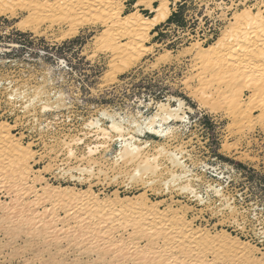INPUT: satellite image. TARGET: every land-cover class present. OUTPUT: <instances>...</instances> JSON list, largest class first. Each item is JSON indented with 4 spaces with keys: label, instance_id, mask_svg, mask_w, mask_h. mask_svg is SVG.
Wrapping results in <instances>:
<instances>
[{
    "label": "rangeland",
    "instance_id": "rangeland-1",
    "mask_svg": "<svg viewBox=\"0 0 264 264\" xmlns=\"http://www.w3.org/2000/svg\"><path fill=\"white\" fill-rule=\"evenodd\" d=\"M69 1L15 0L18 7L11 5L9 12V4L0 0V137L5 142L0 143V264H161L118 257L106 242L93 238L114 224L110 234L132 241L133 250H161L150 247L145 232L133 227V222L142 221V207L150 204L167 213L164 223L181 216L191 230L210 235L209 242L207 237L205 243L200 240L209 261L264 264V91L243 86L250 78L244 80L242 74L241 80L234 74L227 79L228 64L238 53L223 54L224 42L217 45L225 31L237 33L235 17L243 9L256 13L261 8L264 17V0H167L168 16L137 33L122 23L123 18L134 13L151 17L144 7L148 0H80L82 14L80 2ZM73 2L80 12L73 6L78 15L68 17L66 9ZM30 4L32 9H27ZM209 46L211 54L200 52ZM218 71L229 85L234 79L241 88L237 105L225 101L233 87L216 82ZM160 104L178 108L182 120L163 121ZM112 122L121 133L111 129ZM12 140L30 153L25 184L13 167L17 159ZM125 143L155 158L154 175L139 171V161L123 163ZM9 161L12 167L4 168ZM46 186L53 189L48 193L52 199ZM58 187L68 192H56ZM69 198L82 204L81 211L83 204H94L95 212H76ZM20 209H26L25 214ZM15 210L23 215L9 214ZM69 211L79 219L71 218ZM99 211L110 216L115 212L111 217H119L125 228L113 223L114 218L111 224L112 219ZM97 212L106 220L101 216L98 221ZM51 215L58 220L50 221ZM21 216H40L47 222L39 226ZM101 218L109 225L101 224ZM88 221L92 229L82 235ZM148 224L147 229L153 225ZM50 229L59 230L49 237ZM208 247L221 248L215 255L231 258L220 259ZM102 249L110 253L102 255ZM176 249L164 254L180 260L186 253Z\"/></svg>",
    "mask_w": 264,
    "mask_h": 264
},
{
    "label": "bare ground",
    "instance_id": "bare-ground-1",
    "mask_svg": "<svg viewBox=\"0 0 264 264\" xmlns=\"http://www.w3.org/2000/svg\"><path fill=\"white\" fill-rule=\"evenodd\" d=\"M17 1V0H16ZM37 1H40V0H37ZM44 1V0H43ZM43 1L41 0V2L43 3ZM47 0H45V2H46ZM59 1V0H58ZM69 1V0H68ZM71 2H72V0H70ZM69 1V2H70ZM85 0H83V2L82 3H85L84 2ZM100 2H101V0H99ZM138 2H140V1H143V0H137ZM152 1L153 0H148L146 3H145V8L146 9H149L153 14H152V16L151 17H141L140 16V14H138V13H134V14H131V15H129V16H125L124 18H123V24L125 23H127V27H131L130 29L131 30H135V32L134 33H137L138 31H140V30H148V29H151L152 27H154V26H156L158 23H160V22H162L163 21V19L164 18H166L167 16H168V13H169V11H168V3H167V0H156V1H158L157 2V4L155 5V6H153L152 5ZM27 2V1H26ZM25 1H24V3H26ZM44 2V5L46 4ZM75 2H76V0H75ZM77 2H80V0H77ZM88 2V1H87ZM6 3H7V6H8V4H9V6L7 7V11H9L8 9L11 7V5H13V4H15V6H13V8H15V7H18V5L15 3V0H6ZM19 3V2H18ZM30 3V1H28V4ZM35 3V2H34ZM42 3H40V4H42ZM50 3V2H49ZM48 3V4H49ZM54 3H56L55 1H54ZM66 3V2H65ZM82 3L80 2L79 3V6H80V11H81V9L83 8V6L84 5H82ZM93 3V2H92ZM91 3V4H92ZM97 3V2H96ZM3 4H5V2L3 3ZM53 4V3H52ZM75 3L73 2V3H71V7L72 8H69V10L68 9H66L67 10V12L66 13H69V14H67V16L69 17L71 14L70 13H73L74 14V12H75V10L77 9V11H79L78 9L79 8H77V7H79V6H77V7H75V5H74ZM78 4V3H77ZM88 4H89V2H88ZM95 4V3H94ZM66 5V4H65ZM65 5H64V8H65ZM67 5L68 6H70L69 5V3L67 2ZM66 5V7L68 8V6ZM4 6V5H3ZM3 6L1 5V7H2V9H3ZM20 6H21V4H20ZM23 6V5H22ZM35 4H34V8H35ZM47 6V5H46ZM73 6L75 7L74 9V11H72L73 10ZM96 6V5H95ZM6 7V6H5ZM31 7H33L31 4H30V7H27V9L28 8H31ZM41 7V6H40ZM94 7V6H93ZM23 8V7H22ZM60 8H62V7H60ZM87 8V7H86ZM86 8H85V10H86ZM12 9V8H11ZM11 9H10V11L9 12H11ZM32 9V8H31ZM93 9V8H92ZM38 10V9H37ZM48 10V9H47ZM2 11V10H1ZM12 11H14V9L12 10ZM16 11V10H15ZM35 11V10H34ZM71 11V12H70ZM77 11H76V15L74 14V16L75 17H77ZM79 11V12H80ZM83 11V10H82ZM82 11H81V14H82ZM6 12V10L4 11V13ZM43 12V11H42ZM52 12H53V10H52ZM59 12V11H58ZM101 12V11H100ZM262 12V10H261V8H257V12L256 13H253L252 11H251V9L250 8H245V9H243L242 10V12H241V14H238L236 17H235V20H236V24H237V29H238V31H237V33L235 34V33H233L231 30L230 31H225L223 34H222V37H220L219 38V40H218V44L217 45H221V43L222 42H224L223 43V45H221V46H223V54L224 53H227V52H233L234 50H235V53H238V54H236L235 56V58L233 59V61H231V63H229L228 64V73H227V76L229 75H231V74H234V76L236 77V75H240V74H242L243 76V79L245 80V78H244V76L245 77H247V78H250L249 80L251 81H249V80H246L245 82L244 81H242L244 84H243V86H246L247 88H251V89H253L254 91H258V92H262V90L264 91V17H262L261 15H260V13ZM34 13V12H33ZM38 13V12H37ZM94 13V12H93ZM115 14H114V16L116 17L117 16V14H116V12H114ZM1 14V13H0ZM10 14V13H9ZM12 14H13V12H12ZM29 14V13H28ZM72 14V15H73ZM86 14V13H85ZM8 15V14H7ZM14 15V14H13ZM50 15V14H49ZM56 15V14H55ZM57 15H59V14H57ZM112 15V14H111ZM29 16H30V14H29ZM28 16V17H29ZM31 16H32V14H31ZM73 16V17H74ZM80 16V15H79ZM86 16H87V14H86ZM31 18V17H30ZM41 18V17H40ZM55 18H56V16H55ZM64 18V17H63ZM67 18V17H66ZM98 18V17H97ZM96 18V19H97ZM102 18V17H101ZM50 19H52L51 17H50ZM60 19V18H59ZM71 19V18H70ZM66 20V19H65ZM82 20V19H81ZM99 20V19H98ZM119 20V19H118ZM117 20V21H118ZM32 21V20H31ZM46 21V20H45ZM58 21V20H57ZM71 21V20H70ZM95 21V20H94ZM100 21V20H99ZM104 21V20H103ZM116 21V22H117ZM38 22V21H37ZM53 22V21H52ZM80 22H82V21H80ZM20 23V22H19ZM18 23V24H19ZM73 23V22H72ZM77 23V22H76ZM105 23V22H104ZM118 23H119V21H118ZM17 24V25H18ZM113 24H115V23H113ZM120 24H121V22H120ZM119 24V25H120ZM23 25V24H22ZM21 25V26H22ZM27 25V24H26ZM71 26L73 25V24H70ZM77 25V24H76ZM18 26H20V24L18 25ZM75 26V25H74ZM121 26V25H120ZM124 26V25H123ZM113 27V26H112ZM117 27V26H116ZM125 27V26H124ZM235 27V26H234ZM234 27H233V29H234ZM30 28V27H29ZM70 28V27H69ZM72 28V27H71ZM74 30H75V28H73ZM72 29V30H73ZM128 30V29H127ZM35 31V30H34ZM126 31V30H125ZM145 31V32H146ZM72 32V31H71ZM116 33V32H115ZM132 33V32H131ZM124 34H125V32H124ZM66 36V35H65ZM121 36H123V34L121 35ZM226 36V37H225ZM225 37V38H224ZM115 38H116V36H115ZM250 38H251V41H249L250 40ZM252 38H253V40H252ZM135 39V38H134ZM118 40V39H117ZM223 40V41H222ZM220 46V47H221ZM116 47H119V46H116ZM116 47H114V49L116 48ZM113 49V50H114ZM117 49V48H116ZM212 50H213V48L211 47V46H209V47H201L200 48V52L201 53H203V54H211L212 53ZM222 53V52H221ZM253 53H255L254 55H253ZM232 54V53H231ZM234 54V53H233ZM231 57V56H230ZM255 57H257V59L255 58ZM228 60V59H227ZM231 60V59H230ZM209 67V66H208ZM208 69V68H207ZM225 72V71H224ZM218 73H220L219 71H218ZM222 73V72H221ZM221 73H220V75H216L215 76V79H216V82H218L219 81V83H220V81L221 82H227V79L228 78H230L229 76L227 77L226 76V78L227 79H225V76H223V73H222V76L224 77V79H222V80H220V78H221ZM254 73H256L255 75L256 76H258L257 78H255V77H253L254 76ZM233 76V77H234ZM212 77V76H211ZM217 77H218V79L219 80H217ZM240 78V80L242 79L241 78V75L239 76ZM210 78V77H209ZM246 78V79H247ZM251 78H255L256 80H252ZM236 79V78H235ZM210 80V79H209ZM211 80H212V78H211ZM214 80V79H213ZM224 80H226V81H224ZM230 80V79H229ZM234 80V79H233ZM233 80L231 79V83H232V86H231V83H230V85H229V81L227 82L228 83V86H230V88L231 87H233V89H230L231 91H230V95L229 96H225L224 95V97H221V98H224L225 99V101L227 100V102L228 103H232V105H237V100H238V97L240 96V90H241V88H240V90H239V88H238V86H235V84L237 85V82L235 83V82H233ZM240 80H238V82L240 81ZM207 81V80H206ZM249 81V82H248ZM254 82V83H253ZM213 84V83H212ZM221 84H223V83H221ZM233 84H234V86H233ZM227 86V87H228ZM240 86V85H239ZM243 88V87H242ZM256 93V92H255ZM255 93H252V94H254L255 95ZM262 93H264V92H262ZM262 93H260V94H262ZM224 94H225V92H224ZM257 95V94H256ZM263 96V95H262ZM228 98V99H227ZM224 99H223V101H224ZM259 99V98H258ZM251 101V100H250ZM255 101H256V99H255ZM227 102H225L226 104H227ZM238 102H239V100H238ZM253 102V101H252ZM256 102H258V100L256 101ZM224 103V104H225ZM250 104V103H249ZM259 104V103H258ZM261 104H262V101H261ZM260 104V105H261ZM159 106V109L162 111V120L163 121H169V120H172V119H177V120H179V119H181L182 120V117L181 116H179L178 117V115H177V111H178V108H171V109H166V108H164L165 107V105H162V104H160V105H158ZM241 106V105H240ZM238 107V106H237ZM159 110V111H160ZM241 110V109H240ZM243 111V110H242ZM157 114V113H156ZM155 114V115H156ZM156 117V116H155ZM153 119V118H152ZM154 120V119H153ZM180 120V121H181ZM153 122V121H152ZM95 124V123H94ZM110 126H111V129H113V130H115L116 132L118 131L119 133H121V131H120V127H119V125L115 122V123H113L112 122V124L110 123ZM104 132L106 133L107 131H105L104 130ZM117 132V133H118ZM109 133V132H108ZM154 133H158V130H156ZM3 135H6V134H3ZM3 137L4 136H2V138L0 137V143H1V140L3 139ZM7 137V136H6ZM129 137H130V135H129ZM5 139V138H4ZM7 140V139H6ZM3 141V140H2ZM10 142H12V149H13V151H12V153H15L14 155H15V158H13L14 160L15 159H17V160H15V164H13V167L14 168H16V170H17V172H18V177L21 179V183L22 184H25V173H27L26 171H27V169L29 168L28 166H27V157H29L28 155L30 154V153H28L27 152V149H26V151H25V149L23 148V147H21L20 146V144H19V142H18V140H12V141H10ZM3 143H5L4 141H3ZM2 144V143H1ZM9 144V143H8ZM10 145V144H9ZM5 146V145H4ZM2 147V146H1ZM3 148V147H2ZM9 148H11L10 146H9ZM4 149H5V147H4ZM142 149V148H141ZM141 149L139 148V147H137V146H134V145H132L131 143H125L124 144V147H123V149H122V151L120 152V157L122 158V160H123V163L124 164H126V163H129V162H134V161H139L137 164H136V166L138 167V168H140V170L139 171H141L142 173H148V174H153V173H155L156 172V170H157V165L153 162V160H155V158H151V159H149V158H147L146 156H143L144 154H141ZM5 151V150H4ZM70 151V150H69ZM7 152H9V151H7ZM28 153V154H27ZM69 153H71V152H69ZM171 153V152H170ZM165 154V153H164ZM163 154V155H164ZM169 154V153H168ZM166 155V154H165ZM7 156V155H6ZM168 156V155H167ZM172 156H173V154H172ZM171 156V157H172ZM14 157V156H13ZM169 157V156H168ZM174 157H176V156H174ZM9 158V157H8ZM167 159V158H166ZM173 159V157L170 159V160H172ZM8 160V159H7ZM6 160V161H7ZM13 160V161H14ZM157 160V159H156ZM169 160V161H170ZM12 161V162H13ZM29 161V160H28ZM90 162V161H89ZM156 162V161H155ZM173 162V161H172ZM9 164H6L5 166H4V168H10V167H12V165L10 164V161L8 162ZM114 163V162H113ZM171 163V162H170ZM176 163H178V161L176 162ZM175 163V164H176ZM88 164V163H87ZM101 164V163H100ZM141 164V165H140ZM120 165V164H119ZM178 165V164H177ZM172 166V165H171ZM134 167V166H133ZM14 168H11V169H14ZM137 168V169H138ZM142 168V169H141ZM85 169V168H84ZM134 169V168H133ZM136 169V168H135ZM29 170V169H28ZM100 170V169H99ZM143 170V171H142ZM12 172H14L13 170H11ZM136 171V170H135ZM12 172H10V174H12ZM101 172V171H100ZM103 172V171H102ZM15 173V172H14ZM170 174H171V172H169ZM1 174V173H0ZM154 175V174H153ZM173 175H175L174 173H173ZM10 176V175H9ZM13 176H14V174H13ZM27 176V175H26ZM140 176V175H139ZM12 177V176H11ZM172 177V176H171ZM170 177V178H171ZM175 177H178V176H175ZM175 177H173V178H175ZM179 178V177H178ZM176 179V178H175ZM17 180V179H16ZM168 180H170V179H168ZM178 180H180V179H178ZM177 180V181H178ZM13 181V180H12ZM19 181V180H18ZM18 181H16V184H17V182ZM173 181V180H172ZM166 182V181H165ZM176 182V181H175ZM171 183V182H170ZM174 183V182H173ZM15 184V185H16ZM172 184V183H171ZM3 185V184H2ZM27 185V184H26ZM166 185V184H165ZM31 187V186H30ZM167 188V187H166ZM182 188V187H181ZM180 188V189H181ZM188 189V188H187ZM56 192H58V191H62V192H68V189H66V188H60V187H58V189H56L55 190ZM54 191V192H55ZM19 192V191H18ZM45 192L48 194V193H52L53 192V189H52V187L51 188H49V187H45ZM60 193V192H59ZM25 194V193H24ZM53 194H55V193H53ZM52 194V195H53ZM58 194V193H57ZM62 194V193H61ZM70 194V193H69ZM49 195H51V194H48V198L50 199H52V196H49ZM65 196H67L66 194H65ZM46 197V198H47ZM77 198V197H76ZM70 199V198H69ZM85 199V198H84ZM92 199V198H91ZM77 200V199H76ZM94 201V200H93ZM72 202H74L75 203V200L73 199V201H72V199H70V201H68V203L69 204H72V205H74ZM105 203V202H104ZM111 203V202H110ZM66 204V203H65ZM64 204V205H65ZM91 204V203H90ZM92 204H93V202H92ZM107 204V203H106ZM145 204V203H144ZM63 204H62V206H64ZM71 205V206H72ZM75 205L78 207V210L76 211V212H79V211H81L80 209H79V207H81V203H75ZM84 206H83V209L85 210V213H88V212H91V209L93 210V212H95L94 210V204L93 205H89V203L86 205V204H83ZM86 205V206H85ZM110 204H108V206H109ZM114 205V204H113ZM66 206H69V205H65L64 207H66ZM103 206V208H101V209H103V211H104V208H105V204L104 205H102ZM107 206V205H106ZM111 207H113V206H111ZM72 208H75V206L74 207H72ZM96 208V207H95ZM109 208V207H108ZM107 208V209H108ZM75 209H77V208H75ZM98 209H99V207H98ZM111 210H112V208H110ZM139 209V208H138ZM25 210L26 209H23L22 211H21V209H20V211H21V213H24L25 212ZM74 210V209H73ZM84 210H82L83 212H84ZM100 210V209H99ZM115 210V209H114ZM113 210V211H114ZM142 214H140V213H138V214H140V215H142L141 216V219H140V215L138 216L139 217V220H142L141 222H140V224H138V222H137V226L134 224V222H133V227L135 228L134 230H136L137 229V231H140L141 232V234H142V232H145L144 233V236H145V238H147L148 239V245L150 246V247H152V248H161V250L159 249V250H155V251H153L152 250V252H149L148 251V248H142V249H139V250H137V251H135V250H133V246H132V244H131V242L132 241H130L129 242V238L127 239L128 240V242L126 243V242H124L125 240H123L122 239V241H121V239H115L114 238V236H112L111 234H110V231H111V233H112V227H113V225L114 224H112V222L114 221V220H116L117 221V218L119 219V217H117L116 219H115V216L113 217L114 218V220H113V218L111 217V216H113V213H115V212H113L112 213V215L110 216L109 214H107L106 215V211H105V214H104V212L102 211H99V213H103L104 215H106L107 217V219H112L111 220V224H112V227H111V229H109V228H107L108 230L107 231H109V232H107V231H104L103 233H102V235H98L99 233H96L94 236H93V238H94V240H96V242H106L108 245V247H107V249H109V250H111L112 251V254L113 253H115V255H117L118 257H126V258H139V259H152L153 261H157L158 263H161V264H163V263H167V262H169L168 264H196L195 262H198V264H220V261L219 260H216V259H213V260H215V261H217V262H212V260L211 261H209V259H207L206 257H205V255H203V254H206L205 252L207 251H205V247H203L202 245V243H200L201 241H203V243H205L204 241L206 240L205 238L207 237L206 236V234L204 235V233H201V234H198V232H195V231H193V230H191V228H190V226H189V223H187V222H185L184 220H183V218L181 217V216H179V217H175V218H173L172 220H167V219H165V221L166 222H168L167 224L166 223H164L163 221H164V218L163 217H165L166 215H167V213L166 212H162V211H158L157 210V208L155 207V205H149V206H144V207H142ZM19 210H15V211H11V212H9V214L10 213H13V214H10V215H23V214H21V213H19L20 212ZM81 211V213H83ZM116 211V214L119 212H117V210H115ZM127 211V210H126ZM69 212H71L70 214H71V218H73V219H77L78 217H76L77 215H75V214H73L72 213V211H69ZM75 212V213H76ZM92 212V213H93ZM109 212H112V211H109ZM172 212V211H171ZM54 213H56V212H54ZM53 213V214H54ZM67 213V212H66ZM25 214V213H24ZM51 214V213H50ZM68 214V213H67ZM94 214H96L97 215V217H98V212L97 213H94ZM115 214V215H116ZM119 214V213H118ZM132 214V213H131ZM137 214V215H138ZM18 215V216H19ZM33 215H35V214H33ZM79 215H81L80 213H79ZM89 215H92V214H88V215H86V216H89ZM26 216V215H25ZM50 216V215H49ZM69 216V215H68ZM94 215H92V218H94L93 217ZM101 216H102V214H101ZM101 216H99V217H101ZM110 216V217H109ZM117 216V215H116ZM123 216V215H122ZM122 216H120L121 218H122ZM133 216V215H132ZM40 216H34V217H32L31 216V218H29V217H19L20 219H23V220H25V221H33L34 222V224H39V226H40V224H43L44 222L46 223L47 221L45 220V221H43L42 220V218H44V217H40ZM51 217L52 218H50L49 217V220L50 221H57L58 219H57V216L56 215H51ZM76 217V218H75ZM82 217V219L85 217V215H84V217L83 216H81ZM90 217V216H89ZM96 217V218H97ZM97 218V220L99 221L100 220V218ZM137 217V216H136ZM137 217V218H138ZM86 218H88V217H86ZM96 218H94L95 220H96ZM102 218H104V216H102ZM102 218H101V221L100 222H102L101 224H105V222H106V224H108L109 225V223H108V221L109 220H107V221H105L104 219H103V221H102ZM132 218V217H131ZM52 219V220H51ZM79 219V218H78ZM77 219V220H78ZM81 219V218H80ZM90 218H88V220H89ZM94 219H92V222L90 223V225L92 224V223H95V221H93ZM48 220V221H49ZM76 220V221H77ZM130 220V219H129ZM87 221V220H86ZM105 221V222H104ZM116 221H114L113 223H117L116 225H119V224H121V223H119L118 221L116 222ZM133 221H134V219H133ZM138 221V220H137ZM148 221L150 222H152L153 223V225L151 224L150 226H152L151 228H149V229H147V227L149 226V224H148ZM79 222H81V221H79ZM97 222V221H96ZM100 222H97V224L99 223L100 224ZM146 222H147V224H148V226H146L147 224H146ZM119 223V224H118ZM125 223H126V221H125ZM129 223V222H128ZM105 224V225H106ZM88 225H89V221H88ZM90 225L89 226H85V227H83V229L81 230V231H83L82 232V235L84 234V235H87V233H88V231H91V230H89V229H92V228H90ZM93 225V224H92ZM92 225H91V227H92ZM95 225V224H94ZM122 225V224H121ZM130 225H132V224H130ZM129 225V226H130ZM135 225V226H134ZM165 225H166V227H165ZM98 226H100V225H98ZM102 226V225H101ZM115 226V225H114ZM124 226V224L122 225V227ZM67 227H69V226H67ZM79 227V226H78ZM95 227H97V226H95ZM116 227V226H115ZM115 227H113V228H115ZM118 227V226H117ZM120 227V226H119ZM100 228V227H99ZM124 228H125V226H124ZM66 229V228H65ZM64 229V230H65ZM71 229V232L72 233H74L73 232V230H72V228H69V230ZM59 229H50L49 231H47V233H48V235H49V237H52L53 235H55V233H57L56 231H58ZM116 230V229H115ZM134 230L132 231L133 233H134ZM76 231H77V229H76ZM99 231H101V230H98V232ZM136 231V233H138ZM64 232V231H63ZM78 232V231H77ZM131 232V233H132ZM66 233H68L69 234V231L68 232H66ZM71 234V233H70ZM75 234V233H74ZM135 234V233H134ZM140 234V233H139ZM138 234V235H139ZM51 235V236H50ZM114 235V234H113ZM129 235H133V234H129ZM137 234H135V236H136ZM210 236V235H209ZM209 236L207 237V240H208V238H209ZM216 236V235H215ZM74 237H75V235H74ZM140 237H142L141 235H140ZM220 237V236H219ZM223 238H224V236H223ZM74 239V238H73ZM79 239V238H78ZM77 239V240H78ZM75 240V239H74ZM194 240H196V241H199V243H191V244H189V242H191V241H194ZM201 240V241H200ZM206 240V241H207ZM214 240H216V239H214ZM223 240V239H222ZM225 240V239H224ZM228 240V239H227ZM80 242H81V240H80ZM95 242V241H94ZM208 242H209V240H208ZM224 242H226V240L224 241ZM229 242V241H228ZM79 243V242H78ZM207 243V242H206ZM219 243V245L221 246V244H223V241H222V243L220 244V242H218ZM232 243V242H231ZM242 243V242H241ZM202 244V245H201ZM213 244V243H212ZM216 244V243H215ZM227 244V243H226ZM236 244V243H235ZM218 245V246H219ZM156 246V247H155ZM234 246V245H233ZM110 247V248H109ZM163 247H166L167 249H162ZM177 248L176 250H178V251H180V253H186V255H184V256H181V257H183L182 259H180V260H176V259H174V258H172V260L171 259H168L170 256V252H171V250H172V248L174 249V248ZM227 247V246H226ZM207 248V247H206ZM209 249H210V247H208ZM217 248H219V247H217ZM223 248V247H222ZM242 248V247H241ZM104 249H106L105 247H104ZM221 249V248H220ZM220 249H213L212 251H211V249H210V251L215 255V251H217L218 252V254H219V251H220ZM109 250H107L108 251V253H110L109 252ZM239 250V249H238ZM107 251L106 250H100V254H106L107 253ZM209 251V252H210ZM164 252L165 253H170L168 256L166 255V254H164ZM208 252V253H209ZM210 252V253H211ZM217 252H216V254H217ZM240 252V250L237 252V253H239ZM242 252V251H241ZM231 253V252H230ZM237 253L235 254V255H232V256H235V257H232V259L233 258H236L237 257ZM223 254V253H222ZM215 255L216 257H219L220 259L221 258H225V260H226V258L229 260V255H226V257L224 256V255ZM241 254V253H240ZM109 255H111V254H109ZM207 255V254H206ZM212 256V255H211ZM220 256H223V257H220ZM240 256V255H239ZM103 257V256H102ZM244 257V256H243ZM218 258V259H219ZM231 258V257H230ZM248 257H246V259H247ZM238 259H242V257L241 258H238ZM223 260V259H222ZM236 260V259H235ZM249 260V259H248ZM247 260V261H248ZM184 262V263H181V262ZM224 261V260H223ZM237 261V260H236ZM244 261V260H243ZM226 262V261H225ZM229 262V261H228ZM231 262V261H230ZM232 262H233V260H232ZM249 262V261H248ZM227 263V262H226ZM226 263H223V264H226ZM244 263V262H243ZM255 263V262H254ZM222 264V263H221ZM229 264V263H228ZM231 264V263H230ZM236 264V263H235ZM238 264V263H237Z\"/></svg>",
    "mask_w": 264,
    "mask_h": 264
}]
</instances>
